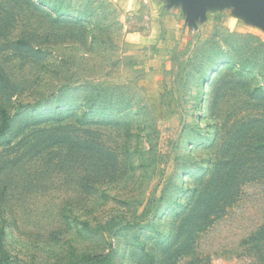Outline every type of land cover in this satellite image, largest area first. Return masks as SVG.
Masks as SVG:
<instances>
[{
	"label": "rangeland",
	"instance_id": "374dc122",
	"mask_svg": "<svg viewBox=\"0 0 264 264\" xmlns=\"http://www.w3.org/2000/svg\"><path fill=\"white\" fill-rule=\"evenodd\" d=\"M235 9L154 64L117 0H0V264H264V0Z\"/></svg>",
	"mask_w": 264,
	"mask_h": 264
},
{
	"label": "crops",
	"instance_id": "0c3cea01",
	"mask_svg": "<svg viewBox=\"0 0 264 264\" xmlns=\"http://www.w3.org/2000/svg\"><path fill=\"white\" fill-rule=\"evenodd\" d=\"M239 2L240 0H117L118 8L124 13L149 16H146L149 20L146 39L157 43L153 60L150 61L154 64L163 61L177 47L188 45L195 38L207 37L209 23H221L227 14L236 12ZM129 37L136 40L138 34H129Z\"/></svg>",
	"mask_w": 264,
	"mask_h": 264
},
{
	"label": "trees",
	"instance_id": "16d2710c",
	"mask_svg": "<svg viewBox=\"0 0 264 264\" xmlns=\"http://www.w3.org/2000/svg\"><path fill=\"white\" fill-rule=\"evenodd\" d=\"M9 128V116L4 109H0V134L6 132ZM105 263L107 261H104Z\"/></svg>",
	"mask_w": 264,
	"mask_h": 264
}]
</instances>
